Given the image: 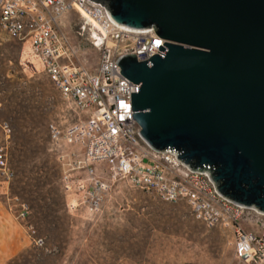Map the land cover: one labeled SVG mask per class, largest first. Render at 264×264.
I'll return each instance as SVG.
<instances>
[{"label": "built area", "instance_id": "2783aa9c", "mask_svg": "<svg viewBox=\"0 0 264 264\" xmlns=\"http://www.w3.org/2000/svg\"><path fill=\"white\" fill-rule=\"evenodd\" d=\"M18 0H0V28L13 40L17 27L5 25L9 14L17 13ZM25 37L52 84L62 98L74 106L72 121H53L48 126L50 145L61 166V186L67 206H84L94 213L115 182L125 180L165 200L187 204L194 217L206 227L231 230L234 260L224 264H264V212L243 206L218 191L209 169H192L170 149L157 151L141 136L133 118L131 93L140 84L123 76L119 60L134 54L148 60L164 54L165 38L152 26L135 29L117 23L106 6L94 0H26ZM76 11L84 20L75 45L59 20L64 13ZM88 19L98 24L100 57L96 71H90L78 58L89 37H85ZM3 101L0 100V109ZM11 124L0 119V190L10 191L13 169L10 163L13 139ZM104 163L107 176L94 164ZM31 208L20 203L19 219L28 221ZM35 245L45 242L29 225Z\"/></svg>", "mask_w": 264, "mask_h": 264}, {"label": "water", "instance_id": "95a60500", "mask_svg": "<svg viewBox=\"0 0 264 264\" xmlns=\"http://www.w3.org/2000/svg\"><path fill=\"white\" fill-rule=\"evenodd\" d=\"M119 24L165 38L126 54L133 118L150 147L212 173L218 191L264 212V0H94Z\"/></svg>", "mask_w": 264, "mask_h": 264}, {"label": "rangeland", "instance_id": "374dc122", "mask_svg": "<svg viewBox=\"0 0 264 264\" xmlns=\"http://www.w3.org/2000/svg\"><path fill=\"white\" fill-rule=\"evenodd\" d=\"M63 19V29L81 41L82 16L72 11ZM85 28L90 39L88 44L82 40L80 61L94 67L100 48L92 43L96 40L91 27ZM0 100V119L11 124L10 163L16 172L10 191L0 190V264H31L34 259L42 264H224L234 260L231 230L208 228L183 201L165 202L125 180L114 183L99 212L84 206L70 209L48 126L53 121H72L75 108L52 84L28 42L11 39L1 28ZM39 116L44 119L40 129L31 122ZM94 167L107 176L104 163ZM22 202L31 208L28 221L18 216ZM29 225L44 239V247L34 244Z\"/></svg>", "mask_w": 264, "mask_h": 264}, {"label": "bare ground", "instance_id": "6f19581e", "mask_svg": "<svg viewBox=\"0 0 264 264\" xmlns=\"http://www.w3.org/2000/svg\"><path fill=\"white\" fill-rule=\"evenodd\" d=\"M25 2L26 0H18L17 13L11 12L9 16L5 19V25H11V26L17 27L16 40H19V41H24V37H25V19H26ZM87 24L95 28V29L92 28V34L97 39V42H100L101 36L99 33L98 24L93 19H88ZM15 178H16V172L15 170H13L12 183Z\"/></svg>", "mask_w": 264, "mask_h": 264}, {"label": "crops", "instance_id": "0c3cea01", "mask_svg": "<svg viewBox=\"0 0 264 264\" xmlns=\"http://www.w3.org/2000/svg\"><path fill=\"white\" fill-rule=\"evenodd\" d=\"M70 12H72V11H69V12H67V13H64L63 15H62V17L60 18V20H59V23H60V26H61V28L63 29V28H66V24H64V19H63V17H64V15H67L68 13H70ZM76 12V11H75ZM87 25V24H86ZM91 27V26H90ZM92 28H94V27H91L90 28V33H91V35L94 37V39L97 41V39L95 38V36L92 34ZM95 29V28H94ZM64 30V29H63ZM97 31V30H96ZM64 32L68 35V36H70V40L75 44V45H78V41H75V40H73V36L68 32V31H66V30H64ZM99 47V46H98ZM83 56V48L81 49V51H80V56H79V58H78V61H79V63H81V57ZM98 63H99V60H98ZM81 65L82 66H84V67H86L87 69H89L90 71H96V68H97V66H85L84 64H82L81 63Z\"/></svg>", "mask_w": 264, "mask_h": 264}, {"label": "trees", "instance_id": "16d2710c", "mask_svg": "<svg viewBox=\"0 0 264 264\" xmlns=\"http://www.w3.org/2000/svg\"><path fill=\"white\" fill-rule=\"evenodd\" d=\"M31 122L34 124L33 127H35V128L37 127V128L40 129L42 126H44V119L41 116H39L38 118H33V119L31 118ZM21 140H23V138ZM20 258L21 257L19 255L17 258L13 259V262L18 260V259H20ZM32 262L33 263H31V264H42V263H40L39 261H37L35 259Z\"/></svg>", "mask_w": 264, "mask_h": 264}]
</instances>
